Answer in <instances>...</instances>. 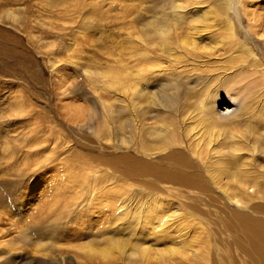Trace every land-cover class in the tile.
I'll list each match as a JSON object with an SVG mask.
<instances>
[{
	"label": "rangeland",
	"instance_id": "374dc122",
	"mask_svg": "<svg viewBox=\"0 0 264 264\" xmlns=\"http://www.w3.org/2000/svg\"><path fill=\"white\" fill-rule=\"evenodd\" d=\"M263 26L264 0H0V264H256L236 216L264 222ZM161 129L203 187L131 175L168 166L143 152Z\"/></svg>",
	"mask_w": 264,
	"mask_h": 264
},
{
	"label": "bare ground",
	"instance_id": "6f19581e",
	"mask_svg": "<svg viewBox=\"0 0 264 264\" xmlns=\"http://www.w3.org/2000/svg\"><path fill=\"white\" fill-rule=\"evenodd\" d=\"M192 1H198V0H192ZM191 2V1H190ZM248 2V1H246ZM222 4V3H221ZM245 5V4H244ZM247 5V4H246ZM226 6V4L224 5ZM249 6V4H248ZM244 7V6H243ZM181 8L184 10L186 7L185 5H181ZM226 12V11H225ZM246 13V12H245ZM206 14V13H204ZM226 14V13H225ZM226 16V15H225ZM215 17V16H214ZM218 17V16H217ZM182 16H180V20H177L175 18V23L179 24L181 23L182 21ZM207 18V17H206ZM220 18V16H219ZM248 18L249 20L253 23V22H258L257 18H255V13L253 12V10H249L248 12ZM224 19V18H223ZM222 20V18H221ZM198 22V21H197ZM203 22V21H202ZM224 23V22H223ZM176 25V24H175ZM227 25V24H225ZM258 25V24H257ZM200 26V25H199ZM205 26V24H204ZM261 26V25H259ZM256 27V26H253V28ZM264 27V26H263ZM262 27V28H263ZM201 28V27H200ZM261 28V27H260ZM153 29V28H152ZM203 29V28H201ZM179 30V29H178ZM207 30V29H206ZM264 30V29H263ZM201 31V30H200ZM228 32H230V30L228 29ZM261 33V32H260ZM169 34H170V31L167 30V27L164 25L163 26V30L162 31H159L157 32V36H158V39H159V48L160 49H165V52H170L169 55L170 57L174 56L176 53L175 50H173L172 46H171V42H170V39H169ZM184 34V33H183ZM200 34V33H199ZM194 36H196L195 34H193ZM139 38V37H138ZM177 39V37H176ZM195 39V38H194ZM230 40V38H229ZM172 41V40H171ZM176 41V40H175ZM183 41V39H182ZM174 42V41H173ZM154 43V42H153ZM179 43V42H178ZM181 43V42H180ZM221 43V42H220ZM177 44V42H176ZM185 44V43H184ZM188 44V43H186ZM149 45V44H148ZM179 45L178 47H180V44H177ZM195 45V44H194ZM191 46L193 49L192 50H196L195 49V46ZM152 46V45H151ZM153 46H156L153 44ZM152 46V47H153ZM174 46H176L174 44ZM185 46V45H184ZM189 46V45H188ZM158 47V46H157ZM163 47V48H161ZM171 47V48H169ZM177 47V48H178ZM175 48V47H174ZM177 48H175L177 50ZM181 48V47H180ZM178 49L182 52V48L181 49ZM186 48V47H185ZM184 48V50H185ZM134 49V48H133ZM152 49V48H151ZM191 50V48H190ZM189 50V51H190ZM150 51V50H149ZM187 51V50H186ZM210 51V50H209ZM195 52V51H194ZM197 52V51H196ZM152 53V52H151ZM155 53V52H154ZM147 51H145V55H147ZM153 54V53H152ZM167 54V53H166ZM179 54V52H178ZM184 55V52L182 53ZM189 54V53H188ZM208 54V53H207ZM141 55H144V54H141ZM157 55V54H156ZM181 55V56H183ZM190 55V54H189ZM158 56V55H157ZM191 56V55H190ZM188 57V56H186ZM157 58V57H156ZM153 61V60H152ZM136 94H142V91H139L136 89ZM209 100V99H208ZM211 100V99H210ZM215 102V101H213ZM205 104V102H204ZM209 108V107H208ZM227 110V109H226ZM206 111V109H205ZM145 113V112H143ZM204 113V112H203ZM202 113V117L205 118V117H208V121L211 122L212 124H219L220 120H221V113L217 111V107H215L214 109L211 108L209 112L207 113ZM139 114V113H138ZM141 115V114H140ZM144 115V114H143ZM142 115V116H143ZM224 116V115H223ZM224 118V117H223ZM166 119L163 118L162 119V122H164ZM143 122V121H141ZM206 122V121H205ZM209 122H208V125H209ZM165 123V122H164ZM166 124V123H165ZM167 126V125H166ZM222 126V125H220ZM227 126V125H226ZM172 128V125L170 126ZM213 131V130H212ZM236 135V134H235ZM240 136V135H239ZM144 138H147V133H145V135L143 136ZM212 137V136H211ZM214 138V137H212ZM239 138V137H238ZM241 138V136H240ZM201 139V138H200ZM221 139V138H220ZM205 140V139H204ZM244 140V139H243ZM198 141V140H197ZM203 142V141H202ZM201 142V143H202ZM216 142V141H215ZM243 142V141H242ZM150 143V142H149ZM157 143H159V146L157 147H153V146H146V150L143 148V152L150 156L148 154V152L150 151V148L155 150V151H158L160 152L161 150H165L166 148L170 151H168V153H165V155H163V159L164 160H167L169 163H168V166H162V165H156V164H151V162H143L142 160H136V159H131V161H129L130 165L127 166V169L129 170V172L131 173V175H134L135 177L139 176V178H143L145 175L146 178L148 176H153L156 178L157 181H159L160 183H167V184H174V185H182V186H189V187H194V188H197V187H203L204 186V183H203V180L202 178L200 177L198 171L196 172H192L194 171V166L192 165V163L188 160V157L187 155H185L181 149H183V147L181 149H177L175 148L176 147V143H172L171 139L169 138L168 135H166L165 131L161 129V132H160V139L157 140ZM199 143V145L201 144ZM212 143V142H211ZM219 143V142H218ZM220 143H223V142H220ZM191 144V143H190ZM182 145V144H181ZM192 147L194 148V144L192 143ZM219 146V145H218ZM217 146V147H218ZM191 147V145H190ZM214 149V148H213ZM212 149V151H213ZM181 150V151H179ZM201 149H199V154H200V151ZM184 151V150H183ZM207 151V150H206ZM193 152L195 153L196 150ZM192 152V153H193ZM202 154V153H201ZM194 155V154H193ZM202 156V155H201ZM194 157V156H193ZM200 157V156H199ZM221 157V156H220ZM222 157H225V156H222ZM221 157V158H222ZM118 162V161H116ZM127 162V161H126ZM229 162V160H228ZM233 161L231 160L230 163H232ZM128 163V164H129ZM116 164V163H115ZM227 160L226 162L224 160H221V161H218L217 162V167H216V173H214L215 175H217V177L215 178L216 181H221L222 179V175L225 174L226 172V168L225 166H228L227 165ZM118 165V164H117ZM143 176V177H141ZM240 176V175H239ZM238 175H234L233 177L236 179V184L239 186V188H243L244 189V185L247 183V179H244L242 177H239ZM246 177V176H245ZM138 178V179H139ZM250 178V177H249ZM137 179V178H136ZM145 179V178H143ZM154 179V178H153ZM240 179H244V180H240ZM155 180V181H156ZM258 180V179H257ZM154 182V180L152 181ZM149 183H151L149 181ZM162 183V184H163ZM251 183H254V181H252ZM262 183V182H260ZM153 184V183H152ZM150 185V184H149ZM154 185V184H153ZM216 185V184H215ZM220 185V184H219ZM260 185V184H259ZM264 185V184H263ZM262 185V186H263ZM255 186V185H254ZM209 187V186H207ZM240 188V189H241ZM192 189V188H191ZM204 190V188H203ZM223 206V205H222ZM225 210V209H224ZM255 213H259L260 211L264 210V208H260V207H257L255 209H253ZM233 213V212H232ZM239 214V213H238ZM236 215V214H234ZM234 217V216H233ZM237 217V220L239 221L238 223H240V225L242 226V228L246 229L250 235H251V241H250V250H243L244 253H247L250 257H252V259L254 260V262L256 264H264V222L262 220H259V219H256V218H253L251 216H248V215H245V214H240L239 216H236ZM235 217V218H236ZM174 218V217H173ZM149 221V219H148ZM234 221V220H232ZM237 223V225H239ZM234 227V226H233ZM167 228V227H166ZM165 228V229H166ZM240 228V227H239ZM223 233V232H222ZM245 237V236H244ZM187 239V238H186ZM188 240V239H187ZM178 241V240H177ZM184 241V240H183ZM182 241V242H183ZM249 243V242H248ZM247 243V244H248ZM174 246V245H173ZM184 246L182 244H179L178 246H176L177 248L176 249H170V254H172L173 256H177L179 254H181V247ZM229 246V245H227ZM244 247V246H243ZM173 248V247H172ZM92 251H88V254L92 255V254H99L102 258V260H109V259H112L114 255H118L119 252H118V249L115 247V246H110L109 249H92ZM159 251V250H158ZM230 251H233V250H230ZM235 251V250H234ZM160 252V251H159ZM167 252V251H166ZM146 253V252H145ZM144 253V254H145ZM234 253V252H233ZM241 253V251H240ZM243 253V254H244ZM121 254V253H120ZM142 254V256L144 255ZM164 254V253H163ZM162 254V256H163ZM166 254V253H165ZM168 254V253H167ZM231 254V253H230ZM141 255V254H140ZM195 255V254H194ZM247 255V256H248ZM95 256V255H94ZM98 256V257H100ZM121 256V255H120ZM149 256V255H148ZM168 256V255H167ZM232 256V255H231ZM236 256V254H235ZM96 257V256H95ZM164 257V256H163ZM239 258V257H238ZM166 259L168 260V257H166ZM164 259V260H166ZM146 260V259H145ZM233 260V258H232ZM135 261V260H134ZM143 261V260H142ZM226 262V261H225ZM228 262V260H227ZM142 263V262H141ZM223 264V263H222Z\"/></svg>",
	"mask_w": 264,
	"mask_h": 264
}]
</instances>
